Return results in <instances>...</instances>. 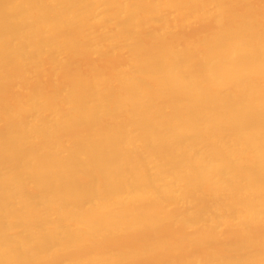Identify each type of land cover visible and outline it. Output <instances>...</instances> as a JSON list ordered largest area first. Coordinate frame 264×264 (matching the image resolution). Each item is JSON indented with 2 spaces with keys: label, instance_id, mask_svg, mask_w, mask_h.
<instances>
[{
  "label": "bare ground",
  "instance_id": "1",
  "mask_svg": "<svg viewBox=\"0 0 264 264\" xmlns=\"http://www.w3.org/2000/svg\"><path fill=\"white\" fill-rule=\"evenodd\" d=\"M116 247L264 264V0H0V264Z\"/></svg>",
  "mask_w": 264,
  "mask_h": 264
},
{
  "label": "rangeland",
  "instance_id": "2",
  "mask_svg": "<svg viewBox=\"0 0 264 264\" xmlns=\"http://www.w3.org/2000/svg\"><path fill=\"white\" fill-rule=\"evenodd\" d=\"M68 61L75 67H79L84 69L83 64L81 63V60L78 56L73 55V54H68L67 56ZM106 60L103 59L100 61V63L98 64V69L97 72L99 73H107L112 67L115 66L116 62H113L111 64H105ZM91 73V71H85V74H89ZM26 86H22V90H26L25 88ZM112 256H114L117 259V263L118 264H123L125 263L127 256L125 254H123V252L121 251V249H119L118 247L114 248V250L111 253Z\"/></svg>",
  "mask_w": 264,
  "mask_h": 264
}]
</instances>
